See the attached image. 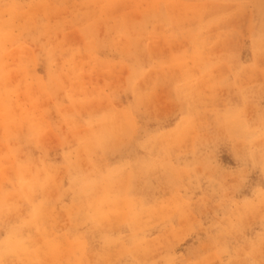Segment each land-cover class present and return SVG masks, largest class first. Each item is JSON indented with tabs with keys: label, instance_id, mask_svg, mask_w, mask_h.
<instances>
[{
	"label": "rangeland",
	"instance_id": "rangeland-1",
	"mask_svg": "<svg viewBox=\"0 0 264 264\" xmlns=\"http://www.w3.org/2000/svg\"><path fill=\"white\" fill-rule=\"evenodd\" d=\"M0 264H264V0H0Z\"/></svg>",
	"mask_w": 264,
	"mask_h": 264
}]
</instances>
